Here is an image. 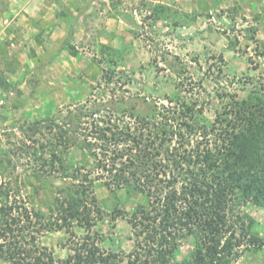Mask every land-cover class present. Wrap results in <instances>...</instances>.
<instances>
[{"label":"trees","instance_id":"obj_1","mask_svg":"<svg viewBox=\"0 0 264 264\" xmlns=\"http://www.w3.org/2000/svg\"><path fill=\"white\" fill-rule=\"evenodd\" d=\"M155 10L169 17L168 7ZM74 33L72 26L44 65L63 52L79 54L71 44ZM100 51L109 55L108 85L119 75L130 80L119 70L118 50L102 44ZM251 84L240 96L220 94L224 101L214 121L195 104L166 107L141 96L142 110L131 97L91 107L88 100L23 125L17 150L19 158L30 160L29 185H12V149L0 147V261L118 264L116 254L88 237L74 238L64 259L38 245L44 231L90 232L104 219L95 194L99 182L115 200L113 217L120 214L119 192L143 198L129 219L135 247L128 264H235L247 251L263 250L264 239L254 233L256 220L245 211L250 204L264 209V84ZM0 86L17 90L3 75ZM29 187L40 201L55 198L30 207L22 196ZM183 243L191 249L183 252Z\"/></svg>","mask_w":264,"mask_h":264},{"label":"rangeland","instance_id":"obj_2","mask_svg":"<svg viewBox=\"0 0 264 264\" xmlns=\"http://www.w3.org/2000/svg\"><path fill=\"white\" fill-rule=\"evenodd\" d=\"M89 1L0 0V75L17 89L5 92L0 86V147L12 149L8 172L13 186L30 182V160L19 158L17 150L25 124L88 100L91 107L131 97L142 110L141 96L166 107L195 104L214 121L222 110L220 94L243 95L254 86L252 80L264 84V0H94L82 12ZM158 5L169 8L168 18L156 12ZM72 26L71 44L79 54L63 52L44 65ZM102 44L119 51V70L130 80L119 75L110 85L105 82L109 55L101 53ZM23 193L37 209L55 198L40 201L32 187ZM95 194L104 219L90 232L44 231L38 245L64 259L74 238L88 237L105 253L116 254L118 264H128L135 247L129 219L143 198L119 192L120 214L113 217L115 200L102 182ZM245 211L256 220L254 233L264 239V209L250 204ZM181 247L191 249L187 243ZM235 264H264V249L247 251Z\"/></svg>","mask_w":264,"mask_h":264}]
</instances>
